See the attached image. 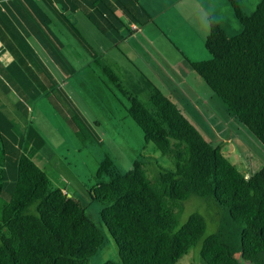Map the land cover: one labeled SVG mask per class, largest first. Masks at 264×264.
Instances as JSON below:
<instances>
[{"label":"trees","instance_id":"16d2710c","mask_svg":"<svg viewBox=\"0 0 264 264\" xmlns=\"http://www.w3.org/2000/svg\"><path fill=\"white\" fill-rule=\"evenodd\" d=\"M114 1L139 26L154 22L138 0H133L131 7L124 1ZM97 2L102 5L91 7L103 25L90 19L96 28L117 30V21L127 28L126 36L134 33L123 15L115 11L113 1ZM227 2L242 32L230 36L211 20L204 44L210 59H186L231 115L264 145V0L250 15L243 12L238 0ZM61 14L82 39L64 9ZM49 46L60 64L71 70L58 43L51 41ZM42 70L48 69L43 65ZM150 99L151 110L130 96L127 112L143 130L147 143L161 154L172 156L173 169L162 170L155 183L148 176L145 155L139 156L127 172L109 155L99 162L90 196L102 206V224L116 242L120 258L105 264H177L197 246L207 228L199 213L190 214L187 222L180 224L185 202L192 196L215 199L242 225L237 248L221 233L204 240L200 256L205 264H264V166L252 176L242 174L219 146L201 135L170 97L155 88ZM73 122L82 132L79 123ZM2 141L0 136V155L5 161ZM6 177L5 163L0 162V200ZM12 188L10 200L0 207V264H89L104 245L101 223L91 219L79 200L56 187L25 154L18 159Z\"/></svg>","mask_w":264,"mask_h":264},{"label":"rangeland","instance_id":"374dc122","mask_svg":"<svg viewBox=\"0 0 264 264\" xmlns=\"http://www.w3.org/2000/svg\"><path fill=\"white\" fill-rule=\"evenodd\" d=\"M238 1L247 15L252 14L261 2ZM165 9L169 10L168 7ZM207 10L228 35L235 36L242 32L243 27L227 0H218ZM90 19L103 25L97 15L93 14ZM157 24H161L159 26L165 35L163 38L168 41L162 47L158 42L151 46L141 39L136 44L137 57L129 50L128 46H133L134 42L129 36L111 34L103 41L104 49L86 47L79 52L80 44L72 36L73 54L76 55L77 51L78 55L75 62L82 63L71 70L66 68L71 75L69 80L58 74V58L51 51L41 49L39 55L49 71H54L55 80L40 79L32 86L26 83L30 92L27 99H13L9 93L6 95L0 91V136L3 139L1 146L6 153L5 161L0 155V162L8 167L0 207L12 196L17 160L23 154L29 156L49 175L55 186L71 190L88 216L101 223L105 243L89 264L120 260L118 246L102 224V206L90 196V190L97 180L99 162L109 155L121 170L127 172L139 156L145 155L148 176L155 183L162 170L173 169L172 156L161 154L152 143H147L143 130L129 116L130 96L151 110L150 96L157 88L174 101L206 140L221 148L242 174L252 176L264 166V145L231 115L228 107L210 88L202 89V85L208 86L192 69L186 73L175 67L179 53L183 51L187 55L184 51L186 43L194 52L200 45L191 37L197 35L186 26L199 31L203 26L195 21L194 16L188 18L184 25L173 18L159 20ZM184 31H187V35ZM62 33L60 38L63 40ZM199 47L204 51V57L190 53L189 57L209 60L211 56L207 50L201 45ZM68 53L62 51L66 57ZM85 61L91 63L85 64ZM185 61L188 63L186 58ZM107 71H111L117 80ZM73 120L79 123L82 132ZM53 152L56 153L54 158L49 157ZM192 213L202 215L207 228L197 246L192 247L177 264H205L200 251L204 240L213 233H221L224 238L232 240L236 248L240 245L238 234L242 225L235 222L228 210L218 205L215 199L192 196L185 202L183 214L179 217L180 224H185Z\"/></svg>","mask_w":264,"mask_h":264},{"label":"crops","instance_id":"0c3cea01","mask_svg":"<svg viewBox=\"0 0 264 264\" xmlns=\"http://www.w3.org/2000/svg\"><path fill=\"white\" fill-rule=\"evenodd\" d=\"M113 1L115 5V11H119L122 14L123 21L126 22L129 29L134 31L132 35H128L133 46L128 43L129 50L132 55L138 57L136 44L144 39L151 46L158 42L162 47V44H168L167 39H164L165 35L161 24H157L159 20H166L167 18H173L179 21L180 24L184 25L185 21L194 16L195 21L199 22L203 28L199 29L195 27L186 28L194 32L193 39L200 42V45L204 46L208 33L210 32L209 21L215 18L211 17L208 7H210L218 0H138V2L146 8L149 13L153 16L154 22L146 23L143 26H139L132 17L124 10L117 1L108 0V2ZM125 4L133 6V0H121ZM102 5V3L97 2V0H0V91L4 92L6 95L9 93L13 99H25L27 95H30L28 91L29 83H37L39 80H49L53 82L55 80L54 71L50 69L48 71V66L43 64L40 59L39 50L50 51L51 47L50 41L57 42L62 51H68V56L66 57L70 63L71 67L82 63V61H76L75 57L77 55L73 54V43L71 42L72 36L78 40L80 44L79 52L81 48L83 50L86 47L92 48L100 47L104 49L103 41L107 35L114 34L115 36L124 37L127 33V28L119 25L116 21V29L108 28L106 31H100L103 29L96 28L90 18L95 13V9L91 6L93 4ZM168 7L169 10L165 8ZM68 16V19L75 25L79 27L81 32L80 39L74 28L69 25L62 18V10ZM205 18V19H204ZM218 23V22H217ZM181 25V26H182ZM105 29V28H104ZM64 32V39L62 40L60 36ZM187 35V31H184ZM80 36V35H79ZM187 41V39H185ZM196 44V42H195ZM194 45V44H193ZM199 45V46H200ZM198 46L196 52L189 49L188 43L184 46V51L187 55L179 53L177 58V63L175 67L183 72L189 73L190 67L189 63L185 61V58L189 59V53L192 56H201L204 51ZM66 56V55H65ZM189 57V58H188ZM204 57V55H203ZM206 58L189 59L190 61H200ZM56 65L58 67V74L64 79L69 80L71 75L67 72L66 67L60 64ZM85 64L91 62L85 61ZM84 64V65H85ZM45 65L48 70H42V66ZM49 72L52 73L49 74ZM30 86V87H31ZM201 86V83H200ZM203 90H208L203 87ZM0 92V96H2ZM27 99V98H26ZM21 103V101H20ZM32 109L31 105H29ZM56 153L48 155L49 157L55 156ZM54 158V157H53ZM17 164L14 167V172H16L17 177ZM6 172L8 167L5 164ZM15 179V178H14ZM51 180V179H50ZM52 181V180H51ZM14 182V180H13ZM59 188V186H56ZM69 197L79 200L74 193L67 188H60ZM80 202V201H79Z\"/></svg>","mask_w":264,"mask_h":264},{"label":"water","instance_id":"95a60500","mask_svg":"<svg viewBox=\"0 0 264 264\" xmlns=\"http://www.w3.org/2000/svg\"><path fill=\"white\" fill-rule=\"evenodd\" d=\"M69 197V196H68Z\"/></svg>","mask_w":264,"mask_h":264}]
</instances>
